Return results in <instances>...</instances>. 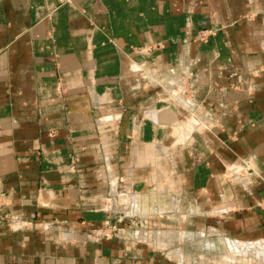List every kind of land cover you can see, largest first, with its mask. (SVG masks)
Returning a JSON list of instances; mask_svg holds the SVG:
<instances>
[{
	"label": "crops",
	"instance_id": "0c3cea01",
	"mask_svg": "<svg viewBox=\"0 0 264 264\" xmlns=\"http://www.w3.org/2000/svg\"><path fill=\"white\" fill-rule=\"evenodd\" d=\"M0 196V264H264V0H0Z\"/></svg>",
	"mask_w": 264,
	"mask_h": 264
},
{
	"label": "rangeland",
	"instance_id": "374dc122",
	"mask_svg": "<svg viewBox=\"0 0 264 264\" xmlns=\"http://www.w3.org/2000/svg\"><path fill=\"white\" fill-rule=\"evenodd\" d=\"M247 167H250L248 166V162L246 159H243L242 157H239V159L237 161H234L230 164L229 167H227V170L228 172H233V173H242L244 171V169H246ZM235 180H238L235 179ZM1 202L2 201V198L0 196V206H1ZM3 213H6V212H3L1 209H0V216L3 214ZM1 219V217H0ZM115 228V233L117 234V226H114L113 224L111 225H108L106 226L105 228H92L89 233L91 235V237H101V236H106L107 234H110L111 233V230L112 228ZM192 230V228H190ZM191 240V239H189ZM197 241V240H196ZM186 245H188L187 249L188 251H190L189 253L193 254V252L196 251V247L198 246V244H195L193 245V242H189L187 243ZM192 260V259H191ZM248 261V264H258L257 262L258 259L256 257H251L249 259H247ZM193 261V260H192ZM246 261V260H245ZM245 261L243 258L241 257H233V256H230V253H227V249L226 248H222L221 250V255L217 258H209L207 257V259L205 260V262H210L212 264L214 263H218V264H245Z\"/></svg>",
	"mask_w": 264,
	"mask_h": 264
},
{
	"label": "built area",
	"instance_id": "2783aa9c",
	"mask_svg": "<svg viewBox=\"0 0 264 264\" xmlns=\"http://www.w3.org/2000/svg\"><path fill=\"white\" fill-rule=\"evenodd\" d=\"M203 36H204V34H203V33H201V34H200V38H203Z\"/></svg>",
	"mask_w": 264,
	"mask_h": 264
}]
</instances>
